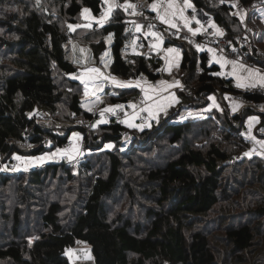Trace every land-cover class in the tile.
I'll list each match as a JSON object with an SVG mask.
<instances>
[{"label": "trees", "instance_id": "obj_1", "mask_svg": "<svg viewBox=\"0 0 264 264\" xmlns=\"http://www.w3.org/2000/svg\"><path fill=\"white\" fill-rule=\"evenodd\" d=\"M11 1L0 0V26L16 34L13 42L5 41L13 55L9 69L0 68V160L8 166L13 155L53 153L73 134H82L85 153L76 166L49 160L18 172L0 169V264H71L64 252L76 241L90 247L91 260L75 264H264V157L250 152L251 133L244 134L252 122V137L264 139V95L243 93L252 103L230 112L223 97L237 93L230 79L184 41L167 39L181 50L179 65L168 72L155 53H119L128 17L116 7L104 25L91 30L93 63H99L109 37L110 75L177 77L176 118L171 110L142 130L118 122L87 130L66 125L92 119L95 111L81 106V85L71 77L77 64L68 56L61 21L78 26L68 29L70 35L86 37L80 13L88 9L96 16L102 0H49V11L32 0L18 13L3 8ZM190 1L223 29L236 53L264 70V51L249 39L254 20L262 18L256 6L264 0H236L252 25L245 37L250 50L237 46L244 28L233 0ZM115 92L102 96V105L128 102L129 91ZM211 95L220 109L179 118L183 111L202 110ZM40 108L55 119H34ZM126 140L130 145L122 151ZM117 190L124 197L120 209L108 200Z\"/></svg>", "mask_w": 264, "mask_h": 264}, {"label": "rangeland", "instance_id": "obj_2", "mask_svg": "<svg viewBox=\"0 0 264 264\" xmlns=\"http://www.w3.org/2000/svg\"><path fill=\"white\" fill-rule=\"evenodd\" d=\"M39 1H40L41 5L43 6V8L45 9L44 11H49V8H52V6L51 7H48L47 6L48 5V2L50 3L49 0H39ZM33 3L34 2H32V0H12L7 5H4L3 8L5 9V11H7L9 9V11H12L14 13H16V12L18 13L20 11V9H22V7H25V5H28V4L30 5V4H33ZM233 6H234V10H233L234 13H236V14H239L240 13L239 15H241V18L240 17L239 18L241 19V22H242V28H244V30L246 28L248 29V26L250 25L249 22H247V13L248 12H246L243 8H241L240 11H239V13H238L236 11V9L239 8L240 6L237 4L236 0H233L232 1V7ZM54 10L56 11V8ZM83 10L80 13V16H79V19L78 20L81 22L79 25L80 26L82 25L81 28H83L82 31H84L86 33V37L83 34H72V35H70L69 34V31H68L69 25H67V23H65L63 20L61 21V26L63 28H66L65 32H66V35L68 36V40L70 41L67 44L68 56L72 59V61H74V63L77 64L76 66H77V69H78L75 74L71 75V77H73V76L79 77L82 72H85L86 71V69L93 68V67L99 68L101 70V72L103 74L107 75V76L115 77V76L110 75L109 72H108L109 64H110V61H111V54H110V46H111L110 45V42H111V40H110L109 37H107V39H106V43H107L106 49L101 53V55L99 57V63L98 64H94L93 63L94 60H88L89 53H88L87 40H90L91 37H92L91 36V30L93 28H98L99 26L94 27L95 24L92 23V20L93 19L91 17L90 11H89V13H90V15H89L87 13H84ZM260 14L262 15V18H261L262 21L259 20V19H255L254 20V24H256L254 26L255 30H253V36H252V38L250 37L249 39L251 40V43H253L254 46H257L258 48H260L261 50L264 51V39H263V35H264V25H263L264 13L262 11H260ZM204 19H209V21L211 22L210 17H205ZM201 21H200V23H201ZM85 24H90L91 26L90 27H84ZM250 26H252V25H250ZM78 29H80V28H78ZM75 30L76 29L74 27L73 32H75ZM243 33L245 34V36H244ZM246 34H247V30L244 31V32H242L241 35L243 37H246ZM15 35L16 34L14 32L12 33L11 31L7 30L6 27L0 26V68H2V69H9V63L8 62L10 61L11 57L13 56L12 53L10 52V51H12V49L6 47L7 42H5V41H11V42H13L16 39V36ZM249 36H250V34H249ZM155 43L156 42H154L152 44V47H153V45ZM82 48L86 50L84 53H81L80 52V49H82ZM153 50H154V47H153ZM145 52H147V51H145ZM105 53H107V55H105ZM102 56L104 57L103 62L101 61V57ZM89 62L92 65L89 64ZM163 69H164V66H163ZM163 72L164 71H162V73ZM88 75H94V74L89 73ZM115 78H116L117 81H121V82L131 81L134 86H132V87H118V86H115L110 79L95 80V78H94L93 81H90V83H98V84H101L102 87H101V89L98 92H96L95 95H92L91 94L93 91H95L94 87H90L89 88V93L90 94L88 96H85V94H84V92H85L84 84H82L80 82V79H76V80L79 81V83L81 85L80 92H81L82 97H83L82 98L83 99L82 100V103L85 102V101H87V100H90V98L93 97L94 99H97V100L93 101V103L95 105L91 108V111H95V112L99 111V112H101V110L104 109V108L114 107L116 105H122V104H116V105L104 104V105H102V101H101L102 96L107 95V92H109L108 94L113 95V93L115 91H121L122 90V91H125V92H128L129 91L127 93V95H130V94L131 95H130V98H128V99H129V101L131 103H133L136 106V103L138 102L137 101L138 100V97L141 95V92L139 91L140 86H139V88H135V85H137V84L135 83V80H132V79L131 80H122V79L117 78V77H115ZM174 78H175L174 79V82L175 83L178 82V84H179L180 83L179 82V79L177 77H174ZM85 79L87 80V76L85 77ZM230 81H232V80H230ZM236 85L237 84H235L234 82L232 83V86H233L234 89L237 90V93H234V94H232V93H224L223 94V97H224L226 106H227V108L229 109L230 112L238 111L244 105H249V104L252 103V102H249V103L248 102H239L238 100L232 99V97L235 94H239V95L240 94L243 95V93H247V94L254 93V94H256L255 91H251L250 92V91H248L246 89H245V91H244V89H239ZM180 86H181V84H180ZM141 87H142V85H141ZM256 87H258V86L256 85ZM256 87H253V88H256ZM113 88H115L117 90H112ZM130 88L137 90V93H135V94L130 93ZM260 88H262V87H260ZM173 90H174V93H175V96H176V87ZM115 94H116V92H115ZM209 97H212V99H209ZM209 97H208V100L209 101H208L207 106L204 107L202 110H192V109H189L187 111H183L182 116H179V118L182 119V120L185 119V118H187V117H190V118H199L203 114H205V116H206L207 113H210V112L214 111L215 108L216 109L217 108L220 109V106L217 103V101L214 99V97L212 95L209 96ZM176 99H177V103H176ZM179 101H180V99L178 97H175V99H173V103L175 105H170V106H166V107L164 106V109L162 107L161 108L160 107L159 108H153V111L155 112V116L154 117H150L148 115V117H149L148 124H146L145 126H142V129L145 128V127H148L150 122H152V125H154V123H157L158 122V119H160L161 116L166 115L171 110H172L171 111V115L172 116L175 115V118H176V113L178 112V110L180 108ZM143 104H144V102H143ZM81 105L83 106V104H81ZM144 106L145 107H149L151 105L146 103V104H144ZM234 107L236 108L235 111H233V108ZM127 108L129 110H128V116H127V119L126 120L127 121L130 120V118L132 116H134L137 119V116L138 115H137V112H136V108H133V107H127ZM196 112H198V113H196ZM130 115H132V116L130 117ZM252 117H256V116H254V115L250 116L249 117L250 120H251ZM96 118L97 117H95V119ZM54 119L55 118L53 117L51 120H54ZM51 120H49V121H51ZM125 121H124L123 124H126ZM153 121H154V123H153ZM63 123H65L66 125L70 124L69 122H63ZM96 123L97 122H94L93 125H95ZM133 124L134 125H137L138 127H130V128L137 129V130H141V128L139 127L140 125H138L135 120L133 121ZM250 133L252 134V130L251 129H250ZM254 138H256V137H254ZM108 145H111V147H108ZM251 145L253 147L252 140H251ZM105 146L108 149H111L113 147V144L106 143ZM121 150L122 151H125L127 149H125V150L121 149ZM69 151L72 152V153H76V152H80L81 154L85 153L83 151V136H82V134H73L72 135V145H71ZM250 152L255 154L256 151H254L251 148ZM49 154H50L49 152H45V153H43V154H41L39 156H36V157H24V156H20V158H21L20 160L14 159V157H16L17 155H13V157H12L13 160L10 162V164L8 166H6L4 164V162H2L0 160V169H2V168L3 169L4 168H8V169H10L13 172L14 171L15 172H18L21 169L27 170L28 168H32L35 165H40V164L45 163V162H47L49 160H52L53 161V159H55V156L52 157ZM257 154L258 155H261L262 157H264V155H262L260 153H257ZM40 157H44L45 159L43 161H41L39 159ZM13 161H15V164H13ZM48 185H49V183H48ZM48 185H46V187H48ZM113 194H112V198L111 199H108V200H110L111 207L116 203V205L114 207L115 209L122 208L121 202H124V197L121 195V192H119V190H117ZM1 225H0V231H3L4 228H2ZM4 236H5V234H0V238H3ZM74 246H76V244ZM86 246L87 245H85V244L82 243V246H80V247H86Z\"/></svg>", "mask_w": 264, "mask_h": 264}, {"label": "built area", "instance_id": "obj_3", "mask_svg": "<svg viewBox=\"0 0 264 264\" xmlns=\"http://www.w3.org/2000/svg\"><path fill=\"white\" fill-rule=\"evenodd\" d=\"M125 2H120L119 0H116V5L118 8H120L124 14L128 17L125 20V30L127 32V36L122 40L118 51L121 54H136L141 51H147V56H150L151 54L154 53L152 44L157 41L156 38H154L151 35H146L144 32V28H146L149 31V25H153L154 27L151 29L153 32H157L160 36V38L164 39H170V40H177V41H184L190 44L196 51L197 53H205L206 54V48L207 47H212L216 51L229 56L231 58H234L241 63H248L250 66L255 67L252 63L248 62L244 56L236 53L232 47V43L229 39L223 37L222 35H219L216 33L214 28L210 26V21L209 19H203L201 21V31L193 35L190 32H185L182 30H179L177 28H171L164 23H161L160 20L157 18V14L151 11L150 8V1L149 0H138L133 3V5H136L135 9H127L125 10L123 5H125ZM102 8V7H101ZM260 9L261 7H257ZM135 12L136 14H133ZM260 13V12H259ZM102 15V10L98 12L97 16ZM136 25H140V30L138 31L136 28ZM263 25H264V20H263ZM247 28L244 30L246 31ZM264 39V35H263ZM237 41V46L238 48H247L250 50V44H248L247 40L243 36H238L236 38ZM201 49V50H198ZM163 67V66H162ZM156 71H160L159 68L156 69ZM140 80H146L144 77H139ZM150 81V80H149ZM232 81L229 82V84L232 86ZM180 85V84H179ZM233 87V86H232ZM181 88V86H179ZM248 91H255L256 94L258 95H264V88L260 87H244ZM93 98V97H92ZM87 100L83 102L82 108L85 110L91 109L95 104L93 101L97 99H92ZM92 99V100H91ZM232 99L238 100L239 102H251L248 99H245L242 97L240 94H235ZM145 107L143 102H140L139 104L136 105V112H137V124L140 126H145L148 124V113L146 112H141L140 109ZM128 108L123 106L121 109L117 110L116 115H112L111 113H105L104 114V119L107 121L104 124H109L111 122H118L120 124H123L124 121L127 119L128 116ZM91 111V110H90ZM33 118L38 120V121H49L54 117V114L44 108L37 109L33 112L32 114ZM95 117H97L95 119ZM101 120L100 112L97 111L95 112V116L92 119H76L74 122H69L70 124H77L82 127H84L86 130L90 129L92 126H94V122L99 123ZM152 123V122H150ZM154 123V121H153ZM244 134L245 135H250V127L247 125L244 128ZM72 145V138H69L65 143H63L60 147L56 148L54 152H57L59 149L61 152H69V149ZM130 141L126 140L123 145H121V149L125 150L127 147H129ZM82 157V154L80 152L72 153L71 152V159L67 155H56L55 159H53L54 164H67V165H72L76 166L80 159ZM13 164H15V161H13ZM6 168H2L1 171L5 172ZM10 171V169H9ZM86 245V244H85ZM82 246V243H79L76 241V246H73L71 248H67L64 252L65 257H67L68 261L71 264L75 263H84V262H89L91 260V250L90 247H80ZM90 257V258H89Z\"/></svg>", "mask_w": 264, "mask_h": 264}, {"label": "crops", "instance_id": "obj_4", "mask_svg": "<svg viewBox=\"0 0 264 264\" xmlns=\"http://www.w3.org/2000/svg\"><path fill=\"white\" fill-rule=\"evenodd\" d=\"M154 2H156V0H152L150 2V5ZM188 2L192 5V7H186L184 4V0H174V3L178 6L177 12H179L181 9L183 10V18H180V17L173 18V22L177 24V29L185 31V32H190V31H188V28L184 27L185 20H188L189 21L188 26L190 28H192L193 30L200 29L197 32V34H198L201 31L200 21L202 19H204L205 17H209V16L202 9L196 8L190 0H188ZM125 3H129V2L126 1ZM109 4H115L116 5V0H102V8H101L102 15L101 16H97V15L93 16L91 14V17L93 19L92 23L95 24L94 27H97V26L100 27L108 21L112 11L116 7H113L111 13L108 15V18L103 20L102 23L96 22L97 20H99L103 16V14L105 12L108 11ZM259 5L261 6V8H260V10H258L256 7L257 11L258 12L262 11L264 13V2L259 4ZM164 7H167V0H164ZM241 8L242 7L237 8L236 11L239 13ZM152 12H154V11H152ZM154 13H156V12H154ZM239 14H237V15L241 18V15H239ZM193 18H195V19H193ZM197 21H199V23H197ZM165 25H167V24H165ZM214 25H215L214 30L216 31L217 34L221 35L220 34L221 32L224 33L223 29L220 26H218L217 24H214ZM217 29L219 31H217ZM70 30L73 31V29H70ZM144 32L147 33L148 30L146 28H144ZM190 33H192V32H190ZM155 44H158L159 47H154V53L156 56H158L160 58V60L162 62L161 64H162V66H164L165 72H168V71L176 68L179 65L180 60H181V50L177 46L168 43L166 38H164V39L161 38L160 40H157ZM106 45H107V43H106ZM168 48H175L177 50V52L168 53L167 52ZM209 49H212V51L209 52ZM88 53H89L88 60H93L89 50H88ZM206 56L208 58V63H214V64L218 65L220 73L223 76L227 77L228 79L232 80L235 84H237V78L235 76L231 75V72H232V63L231 62H237L238 65L242 64L245 66V68H251V69L258 71L261 74H264L263 69H261L257 66L252 67L248 63H241L240 61H238L234 58H231L229 56H226V55L216 51L212 47L206 48ZM220 59L227 60L230 63L226 64L224 68H221L220 63L217 62ZM89 64H91V63L89 62ZM239 75H246V73H239ZM174 77L175 76L171 75L170 77H161L160 79H157L154 81L140 80L139 78L136 79L135 83L139 84L140 88H139V86H135V88H139V91L141 92V95L138 97V102L136 103V105L140 102H144V104H146V103L150 104L151 106H153V108H159V107L161 108L162 107L163 109H164V106L166 107V106H170V105H175L173 103L172 97H177V96H175L173 89H175V87H176V89L179 88L180 85L178 84V86L168 87V85H175L176 84L174 82V79H175ZM161 81H163L164 83L161 84ZM141 85H142V87H141ZM257 86L261 87L259 83H257ZM238 88L243 89L244 87H238ZM262 88H264V87H262ZM142 89H147L149 91V95H152L153 97L156 98L155 104H154L153 100H149L145 97V93H144V91H142ZM176 103H177V99H176ZM132 104L133 103H131L128 100V102L126 104L121 105V106L131 107ZM131 116L132 115H130V117ZM134 120L136 121V118L134 116H132L130 118V120H128V121H131L133 123ZM252 128H253V123L251 122L250 129L252 130ZM252 136L250 137V139L253 142L252 149L254 151H256L255 153H261L262 150L260 149L257 141H264V139L254 138Z\"/></svg>", "mask_w": 264, "mask_h": 264}, {"label": "snow or ice", "instance_id": "obj_5", "mask_svg": "<svg viewBox=\"0 0 264 264\" xmlns=\"http://www.w3.org/2000/svg\"><path fill=\"white\" fill-rule=\"evenodd\" d=\"M37 2L39 3V0H37ZM221 2H223V0H221ZM184 4L186 7H192V5L188 2V0H184ZM117 6H119V5L109 4L108 11L105 12L103 14V16L99 20H97L96 22L102 23L103 20L108 18V15L111 13L113 7H117ZM122 7H124L125 10H127L129 8L134 10L136 5L126 3ZM150 8L152 11L157 13V18L160 20L161 23L167 24L171 28H177V24L173 22V18H176V17L183 18V10L181 9L179 12H177L178 6L174 3V0H167V7H164V0H156V2H154L150 5ZM83 12L90 15L88 9H84ZM133 14H136V13L133 12ZM193 19H195V18H193ZM197 23H199V21H197ZM188 25H189V21L185 20L184 27L188 28V31L192 32L193 35H196L197 32L200 30V29L193 30ZM90 26H91L90 24L84 25V27H90ZM210 26L215 28V25L211 24V22H210ZM74 27H78V26L69 25L70 29H74ZM140 27H141L140 25H136V28L138 31L140 30ZM153 27H154L153 25H149V31L146 33V35H151L154 38H156L157 40H160L161 38H160L159 34L157 32L151 31V29ZM217 31H219V30L217 29ZM220 34L223 35L222 32ZM153 47H159V45L155 44V45H153ZM198 50H201V49L198 48ZM85 51L86 50L83 48L80 49L81 53H84ZM211 51H212V49H209V52H211ZM167 52L168 53H174V52H177V50L175 48H168ZM105 55H107V53H105ZM103 60H104V57L102 56L101 61L103 62ZM217 62L220 63L221 68H224L226 64L230 63L229 61L224 60V59H220ZM231 63H232L231 75H233L237 78V85H236L237 87H256L257 83H259L261 87H264V74H261L258 71L251 69V68H245V66L242 64L238 65L237 62H231ZM89 73L94 74V75H88ZM239 73H246V75H239ZM86 76H87V80L85 79ZM72 78L73 79H80V82L82 84H84L85 96H88L90 94L89 93L90 87H94V89H95V91H93L91 93L92 95H95L96 92H98L101 89V87H102L101 84L90 83V81H93L94 78H95V80L110 79L112 81V83L118 87H132V86H134L131 81H128V82L117 81L115 77L107 76V75L103 74L99 68H95V67L86 69V71L82 72L79 77L73 76ZM163 83L164 82L161 81V84H163ZM135 86H139V84H137ZM173 86H178V82H176L175 85H168V87H173ZM142 91H144L145 97L149 100H153L154 104H155L156 98L153 97L152 95H149V91L147 89H142ZM172 99H175V97H172ZM209 99H212V97H209ZM122 107L123 106H121V105H116L114 107H107V108L102 109L100 112L101 120L99 121V123L107 122L104 119V114L106 112L111 113L112 115H116L117 110L121 109ZM131 107L135 108L136 106L131 105ZM89 110H91V109H89ZM235 110H236V108L234 107L233 111H235ZM140 111L148 113V115L150 117L155 116V112L153 111V106L143 107L140 109ZM256 120H257L256 117L251 118V121H256ZM125 123L127 124L128 127H138L137 125H134L131 121L126 120ZM139 127L142 130V126H139ZM257 143L259 144V147L262 150L260 154L264 155V141H257ZM108 147H111V145H108ZM49 155L52 157H54L56 155H67L69 157V159H71V152H61L59 149L57 150V152L50 153ZM245 155H249V153H245ZM14 159L20 160L21 158L19 156H16V157H14ZM39 159L41 161H43L45 158L40 157Z\"/></svg>", "mask_w": 264, "mask_h": 264}, {"label": "bare ground", "instance_id": "obj_6", "mask_svg": "<svg viewBox=\"0 0 264 264\" xmlns=\"http://www.w3.org/2000/svg\"><path fill=\"white\" fill-rule=\"evenodd\" d=\"M258 6L261 7L260 5H257L256 7H258ZM257 9H258V8H257ZM258 10H260V9H258ZM247 30H248V29H247Z\"/></svg>", "mask_w": 264, "mask_h": 264}]
</instances>
